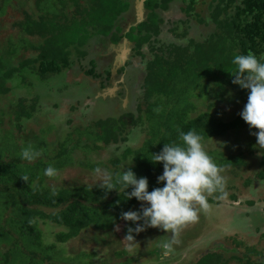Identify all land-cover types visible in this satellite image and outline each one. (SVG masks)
Segmentation results:
<instances>
[{
	"label": "trees",
	"instance_id": "16d2710c",
	"mask_svg": "<svg viewBox=\"0 0 264 264\" xmlns=\"http://www.w3.org/2000/svg\"><path fill=\"white\" fill-rule=\"evenodd\" d=\"M13 1L0 0V17L5 15L8 7L14 6ZM17 1L20 6H25L30 0ZM175 1L177 0H33L37 16L25 11L23 19L17 23L21 36L15 42L8 39L0 48V55H3L0 57V98L12 91L18 92L20 88L28 90L26 93L29 95L33 93L30 85L35 79H46L48 75L72 71L75 86H81V82L88 85L91 93L104 101L102 105L109 112L115 109V103L118 102L116 97L121 96L120 92L124 93L131 85L127 83L129 80L120 83L127 87L119 93L115 88H110L119 82L114 75L125 73V77H128L127 64L120 68L119 73L118 70H113L116 58H123L120 55L121 49L126 45L124 48L128 51L130 47L133 57L144 58L142 49L146 46L153 54V59L145 65L146 74L142 84L145 109L138 104L135 110L137 117L132 114L134 112L123 110L118 118L108 117L89 125L95 127L94 135L90 128L85 127L84 130H89L87 137L78 128L75 132L76 141L60 145L58 152L49 158L51 160H44V154L35 149L33 151L40 153L39 158L26 161L16 145L7 148L5 153L0 152V264H94L92 252L80 251L77 256L63 263L58 255L56 259L57 253L54 251L57 244L74 242L91 226L99 231L110 227L112 229V226L123 221L122 213L140 210L141 202L135 198L127 200L119 185L117 190H106L100 185L61 189L46 187L45 179L50 177L44 175V170L49 165L58 171L71 165L72 153L80 148L79 144L84 152H88L90 147L93 150L120 148L119 144L127 141L126 120L131 118L130 123L134 127L146 121L147 128L155 131L150 148H143L144 143L149 140L146 135L138 149L133 151L125 148L121 159L126 160L133 154V165L124 170H132L137 178L147 177L149 191H152L156 187H163V184L157 183V177L163 173V164H154L150 160L152 154H159L164 144L181 143L180 131L186 133L195 130L203 137L204 143L229 133L241 136V130L246 128L247 123L240 115L229 122L219 121L209 112L192 116L196 110L192 98L197 95L194 92L199 87L211 92V97L217 101H223L231 90L240 94L249 93V90L233 83L235 77L230 72L236 67L232 64L236 54L246 55L251 51L257 57L264 55V0H218L211 7V19L219 32L209 34L200 42L197 41L200 35L197 38L189 37L185 42L188 30L187 27L182 29L179 24L172 23L171 28L162 29L170 21L161 18L159 12H166ZM181 1L187 3V10H184L187 13L196 4L195 0ZM221 16H224L222 20ZM179 23L182 24L180 21ZM187 24L188 21H185V25ZM165 31L179 41L174 43V39L165 45L160 41ZM101 42L105 47L108 45L115 49L110 50L115 60L112 59L113 56H104L103 62L106 65H103L102 71L98 68L97 60H87L88 53L83 50L90 43ZM179 42L185 44H177ZM164 48L166 52L163 51ZM21 51H35L36 54L19 60L15 65L6 61L5 56L13 57ZM79 73H82L80 81L77 80ZM89 80L97 84L89 85ZM93 89L96 91L92 92ZM37 102L39 103L38 100ZM14 103L18 107L14 110L16 120L30 119L35 107L31 106L30 111H27L24 96L18 97ZM118 105L121 110L122 102ZM102 114L106 116V113ZM245 147L247 151H251V148L253 152L258 151L256 142L254 146L251 142L245 143ZM208 154L223 169L239 167L243 162L241 157H234L230 152L225 155L215 150ZM121 159L113 158L106 164L87 160L78 162L77 165L89 170L102 166L116 175L123 170ZM109 164L115 169L109 168ZM262 164L264 165V156ZM22 176H28L27 183ZM258 179H264V171L258 174ZM248 182L249 180L247 184ZM131 190L128 188L125 191ZM208 203L219 204L211 198H208ZM253 221L258 224V232L264 229L263 219L259 221L255 217ZM41 222H50L67 231L56 233L54 244H45L43 232L39 228ZM104 222L110 224L106 225ZM160 231L162 229H159V233ZM247 249L244 259L232 257L227 261L220 253L208 252L195 264H230L231 260H236V264H261L262 261L257 263L252 259L257 256L263 259L264 253L255 251L253 247ZM124 253L126 252L122 249L116 254Z\"/></svg>",
	"mask_w": 264,
	"mask_h": 264
},
{
	"label": "rangeland",
	"instance_id": "374dc122",
	"mask_svg": "<svg viewBox=\"0 0 264 264\" xmlns=\"http://www.w3.org/2000/svg\"><path fill=\"white\" fill-rule=\"evenodd\" d=\"M195 1L196 4L190 13L184 11L187 10V3H183L181 0L173 2L166 12L160 11L159 16L171 22H169V25L163 26L162 29L164 27L165 29L171 28L172 23L179 24L182 29L187 27L188 35L184 39L185 42L189 37L197 38L199 35L200 38L197 41H204L212 33L219 32L211 19V7H214L213 5L218 0ZM13 5L7 8L5 15L0 17V48L3 47L8 39L15 42L21 36L17 23L23 19L25 11L37 16L33 8V0H30L25 6H20L18 1L14 0ZM230 13L232 14V11ZM223 17L221 16L220 20ZM141 20L143 21L142 18ZM185 21H188L187 25H185ZM165 35L167 39L164 38ZM183 35L181 34V36ZM174 39L175 37L172 34L168 36L167 31L160 37V41H163L165 45H168L170 41L173 42L172 40ZM178 41L179 39L176 38L174 43ZM103 42L101 44L90 43L83 48L88 53L87 60H97L99 70H101L103 65H106L103 62L104 56L112 57L113 54L111 52L115 50L111 46L108 47V45L105 47V45H102ZM177 44L185 43L179 42ZM166 48L163 51L166 52ZM124 49L123 47L122 50ZM142 53L144 58L133 57L130 54L126 63L122 62L123 58L121 59L120 56L116 60L114 56L112 57L115 60V68H113L115 72L118 70L119 73L120 68L124 64H127V72L135 68V70H132L134 77L129 76L127 79L125 73H123L124 75L122 73L114 75L115 80L119 82L116 85L113 83L116 87L112 86L110 88H115L116 92L119 93L127 87L120 84L125 80H129L127 83L131 84L129 88L127 87V91L124 93L120 92L121 96L116 97L118 102L115 103L114 112H109L107 107L102 105L104 101L99 96H96L95 93H91L88 85L81 82V86H75V81L70 83L71 80H68L69 76L65 72L61 75H48L46 79H35L32 82L33 84L30 85V90L33 93L29 95L26 93L28 90L20 88L18 92L12 91L6 96H1L0 152L3 151L5 153L7 148H12L16 145L22 152L26 148L31 150L38 149L44 154V160H51L49 158H52L58 152L60 145L67 144L71 140L73 142L76 141L75 132L78 128L87 137L89 130H84V128L88 127L91 132L95 131V127H89V125L98 120L108 117L118 118L123 114V110L134 112L132 114L137 117L136 106L139 104L143 110L145 109V103L142 100V84L146 74L145 65L153 59V54L148 47H143ZM35 54V51L27 53L21 51L13 57H5L6 61L11 65H15L19 60H24ZM120 55L124 57L127 53ZM164 56L168 57L167 55ZM0 57H3V55H0ZM77 80L80 81V75ZM88 83L89 85L97 84L90 80ZM95 89H98L97 86H95ZM95 89L92 92H95ZM194 93L197 95L192 98V101L196 110L192 116L202 112H209L217 120L223 122L232 121L240 115L247 103L249 94H240L236 90H231L223 101H217L211 97V92L202 87L197 88ZM33 94L34 97H32ZM22 96L26 98L24 105L26 110L30 111L31 106H34L35 111L31 114L30 119L17 121L14 116V110H17L18 107L14 102L17 101L18 97ZM121 102L122 108L120 110L118 104H121ZM102 112L106 113V116ZM142 117H144L143 112ZM128 119L126 120L127 126H125L127 141L120 143V148L93 150V147H90L88 152H84L80 149L82 145L79 144L80 148L72 153L73 163L58 171L57 176L50 179L46 178V187L61 189L74 186L100 185V182H98L100 177L94 170L84 169L77 163L91 160L94 163L103 162V164H106L110 159H121L125 148H131L133 151L138 149L147 136L149 140L144 143L143 148H150V142L153 143L154 140V129L147 128L148 123L146 121L137 125V127L135 126V128L131 126V118ZM94 131L92 135H94ZM258 131L259 129H250L247 124L246 128L241 130V136L229 133L224 137L210 139L204 143L207 152L217 150L225 155L230 152L234 157H241L243 162L239 167L224 168L222 175L226 179V194L216 193L209 197L219 202V204L208 203V208L199 212V218L196 222L189 223L181 229L178 237L179 243L174 246V252L169 256L164 257L162 255V249L159 245L163 240L167 239L166 236L171 237L172 234L170 232L162 230L159 233L158 228L146 227L145 231L138 234L133 232L134 241L129 242L125 240L128 228H134L135 225L123 220L124 222L120 225L119 222L117 225L112 226V229L110 227L99 231L91 226L88 230L82 232L74 242L57 244V249L54 251L55 254L57 253L55 257L58 255L64 263L69 258L77 256L80 251H84L94 253V257L91 258L94 264H195L201 256L208 252L220 253L227 261L232 257L241 259L243 257L244 259L247 248L250 247H253L259 253L261 251L264 253V229L258 232V224H254L253 221L255 217L256 220H264V179H258V174L264 171V165L262 164L264 149L257 145L258 151L254 150L253 152V148H251V151H247L245 147V143L248 142L253 143V146L255 142L257 144V138L253 133ZM132 157L133 154L126 160L121 159V167L125 168L133 165ZM108 166L115 169L111 164ZM98 167L105 169L102 166ZM248 180L249 184H247ZM250 202H252L251 206L249 205ZM139 208H141V205ZM46 212H51V210H46ZM104 224L109 225L110 223L104 222ZM129 224L131 225L129 226ZM39 228L43 232L44 243L49 245L55 243L54 235L56 233L67 231L64 227L55 226L50 222L47 224L41 222ZM122 249L126 253L117 255L116 253ZM252 260L257 263L262 261L261 264H264V258L260 259V256ZM236 262V260H231L230 264H236Z\"/></svg>",
	"mask_w": 264,
	"mask_h": 264
},
{
	"label": "clouds",
	"instance_id": "9594fccd",
	"mask_svg": "<svg viewBox=\"0 0 264 264\" xmlns=\"http://www.w3.org/2000/svg\"><path fill=\"white\" fill-rule=\"evenodd\" d=\"M171 36V33H168ZM236 67L230 72L235 79L233 83L242 89L249 90L248 100L240 112L242 119L250 129H259L253 133L257 145L264 149V55L257 57L249 51L246 55L236 54L232 60ZM181 143L164 144L159 154H152L154 164H163V173L157 177L156 187L149 191L147 177L137 178L132 170L114 175L107 169L96 167L94 172L100 177V186L106 190H117V185L127 196V200L135 198L141 202L140 210L122 213V219L135 224L128 228L125 240L134 241L133 232L140 233L146 227L162 229L172 235L160 243L162 255L169 256L174 246L179 243L181 229L194 223L199 212L208 208V198L216 193H225L226 179L222 175L224 169L205 150L203 137L195 130L179 132ZM40 153L31 149L22 152L26 161H34ZM58 170L49 165L44 170L47 177H55ZM26 183L28 176L21 177ZM131 188L130 192L125 190ZM143 221V223H140ZM118 230V229H117Z\"/></svg>",
	"mask_w": 264,
	"mask_h": 264
},
{
	"label": "crops",
	"instance_id": "0c3cea01",
	"mask_svg": "<svg viewBox=\"0 0 264 264\" xmlns=\"http://www.w3.org/2000/svg\"><path fill=\"white\" fill-rule=\"evenodd\" d=\"M163 29H165V27H164ZM165 32H166V31H165ZM164 34H165V33H164ZM164 34H162V35H164ZM164 38L167 39V36L165 35ZM124 47H126V45H125ZM111 48H112V47H111ZM121 51H122L121 54H123L125 51L127 52V50H125V49H124V50L121 49ZM130 54H131V48H129V50H128V54L125 55V56L123 57V59H124V63H125L126 61L129 60V56H130ZM125 57H126V59H125ZM133 69L135 70V68H133ZM128 74H130V75L132 74V75H133L134 73H132V72H128ZM128 74H127L126 76L129 77ZM67 75L69 76L68 80H71L70 83H72V82L74 81L73 78L75 77V76H74V73L71 71V73H67ZM78 75H80V73H79ZM81 75H82V73H81ZM81 75H80V77H81ZM132 75H131L130 77H132ZM134 76H135V75H133V77H134ZM68 80H67V81H68ZM122 222H124V221H122ZM122 222H120L119 225H120ZM130 223H132V222H130ZM140 223H143V221H141ZM132 224H133V223H132ZM130 225H131V224H129V226H130ZM134 225H135V224H134Z\"/></svg>",
	"mask_w": 264,
	"mask_h": 264
},
{
	"label": "water",
	"instance_id": "95a60500",
	"mask_svg": "<svg viewBox=\"0 0 264 264\" xmlns=\"http://www.w3.org/2000/svg\"><path fill=\"white\" fill-rule=\"evenodd\" d=\"M141 6H142V4L140 3V7H141ZM141 15H143V13H141ZM140 21H141V20H140ZM125 52H126V51H125ZM125 52H124V53H125ZM124 53H123V54H124ZM81 78H82V75H81L80 79H81Z\"/></svg>",
	"mask_w": 264,
	"mask_h": 264
}]
</instances>
